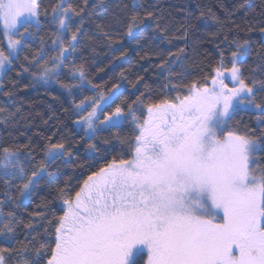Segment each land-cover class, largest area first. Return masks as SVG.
<instances>
[{
  "label": "snow or ice",
  "instance_id": "obj_1",
  "mask_svg": "<svg viewBox=\"0 0 264 264\" xmlns=\"http://www.w3.org/2000/svg\"><path fill=\"white\" fill-rule=\"evenodd\" d=\"M125 40L144 74L87 95ZM0 264H264V0H0Z\"/></svg>",
  "mask_w": 264,
  "mask_h": 264
},
{
  "label": "trees",
  "instance_id": "obj_2",
  "mask_svg": "<svg viewBox=\"0 0 264 264\" xmlns=\"http://www.w3.org/2000/svg\"><path fill=\"white\" fill-rule=\"evenodd\" d=\"M49 0H41L42 4H47ZM160 3L167 5L169 8L179 7V6H188L195 10V5L197 2L205 3L209 5H215L220 3L221 0H159ZM225 4H232L233 0H222ZM221 15H223L221 13ZM39 41L34 42L33 47H38ZM127 48L128 55L123 58V60H117L116 57L120 55V50ZM143 55V50L140 45L130 43L128 40H125L123 44L114 43L111 48L106 46H100L97 48L96 53L92 58L89 59L87 65V71L90 74V79H92L93 83H98L101 85L100 89H89L86 93L87 95H94L98 91L107 92L108 87L113 84L120 82V72L123 71L125 75L133 78L138 72L140 74H144L143 68L147 65L146 60H140V56ZM103 69V71H100ZM14 75V73H12ZM39 91L32 90L29 93V98L33 101L32 107L36 109V111L40 112L45 118L51 111H55L56 117H58L62 123L58 124L57 127H62L65 130V135L79 140L80 135L82 133L73 132V128L75 125L72 124L70 119H66L65 117L68 115L60 109V103L56 100L52 99V96H58L60 100L63 97L60 96L62 92L61 89L57 85H47V86H38ZM122 88H127L131 91V88L128 86L127 82L121 83ZM45 90H47L48 95H45ZM49 105L51 109H49ZM67 106V105H65ZM37 121L38 130L44 131L47 126L42 124L40 116L33 117ZM55 118V117H54ZM51 123V121H49ZM87 153L83 151V146L79 151V159L85 164L90 163V161L85 160ZM63 164V162H59ZM77 173L83 171L82 169L76 168L75 163H73L72 167H61L58 176L63 178L62 174H68L73 172V170ZM60 181L57 180V183Z\"/></svg>",
  "mask_w": 264,
  "mask_h": 264
},
{
  "label": "rangeland",
  "instance_id": "obj_3",
  "mask_svg": "<svg viewBox=\"0 0 264 264\" xmlns=\"http://www.w3.org/2000/svg\"><path fill=\"white\" fill-rule=\"evenodd\" d=\"M252 2H253L254 4H256V3L259 2V0H252ZM208 47H211V45H208Z\"/></svg>",
  "mask_w": 264,
  "mask_h": 264
}]
</instances>
